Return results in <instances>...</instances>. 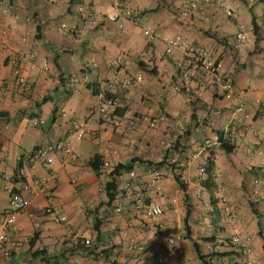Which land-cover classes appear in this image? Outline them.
<instances>
[{
    "label": "crops",
    "instance_id": "crops-1",
    "mask_svg": "<svg viewBox=\"0 0 264 264\" xmlns=\"http://www.w3.org/2000/svg\"><path fill=\"white\" fill-rule=\"evenodd\" d=\"M231 1L237 18L226 17L214 4L186 15L188 0H0V215L8 204L4 177L13 176L21 155L66 136L77 155L71 159L55 152L48 167L40 160L22 164V181L12 183L28 203L16 223L31 240L9 256L0 253V264H151L162 249L160 235L143 214L128 208L143 192L151 169L163 174L160 190L148 192L166 208L161 218L174 217L183 227L187 194L190 235L202 254L207 238L242 229L250 236L252 264H264V0ZM126 5L142 9L139 24L106 17ZM252 15L260 29L257 42ZM239 22L248 36L234 47ZM147 26L159 35L148 39ZM176 35L181 42L168 51L167 38ZM23 44L36 51L33 60L22 62L31 84L25 91L14 85L11 73L12 58ZM202 48H213L220 59L215 74L197 67L190 56L189 49ZM118 56L120 67L110 66ZM72 76L78 81L66 88ZM106 79L116 80L120 111L133 116L122 131H114L96 110L93 86L98 90ZM158 111L167 120L146 129ZM33 118L42 122L33 124ZM79 127L86 132L77 139ZM187 127L188 134L183 132ZM220 131L234 147L229 153L219 146ZM177 137L180 151H169L157 165L168 140ZM172 154L178 159L175 168L167 162ZM94 155L112 166L133 158L137 180L111 204L103 189L110 170H92L88 162ZM208 159L213 176L206 180L200 168ZM175 175L186 183L185 191ZM116 204L123 206L121 213L113 211ZM48 206L64 219L54 220L45 211ZM227 211L232 227L225 223ZM131 239L144 243L147 251L128 249ZM177 245L191 264H202L189 238L183 236ZM223 249L216 264H239L235 246ZM182 260L174 253L164 264Z\"/></svg>",
    "mask_w": 264,
    "mask_h": 264
},
{
    "label": "built area",
    "instance_id": "built-area-1",
    "mask_svg": "<svg viewBox=\"0 0 264 264\" xmlns=\"http://www.w3.org/2000/svg\"><path fill=\"white\" fill-rule=\"evenodd\" d=\"M209 4L216 5V7L220 9L226 17L237 18V12L231 0H188L184 14L190 15L193 11H197L200 14L205 10V6ZM106 17L111 21H119L120 24L124 21H130L131 23L137 25L142 19V9L126 5L113 14H106ZM65 27V24L62 23L61 28L64 29ZM143 32L150 40L159 35L158 32H155L148 26ZM247 36L248 30L241 22H239V28L234 33V47L241 45L246 40ZM180 39L179 35L167 38L168 47L166 49L170 51L172 47L178 46L181 42ZM22 40L25 41L24 38H22ZM23 45L24 49L22 48L20 52L16 53L12 58L11 73L13 75L14 85L20 87L22 91H25L31 89V84L22 73V62L25 60H33L36 57V51L34 49L26 50L25 44ZM189 50L193 61H200L202 65L201 67L204 71L215 74L220 68V59L215 55L216 52L213 48H202L199 51H195L193 49ZM121 63L122 57L118 56L110 61L109 65L114 68H118ZM43 65L47 68V62L45 59L43 60ZM77 81L78 78L73 76L69 77L65 81V87L71 88ZM115 85L116 80L112 79H106L101 82L96 93L98 98L96 110L100 119L106 122L114 131H122L126 125H131L134 121L133 116H126L125 113L120 114L118 112V110L123 106L114 91ZM227 96H229V94ZM166 120L167 116L164 112H155L148 118L146 129L155 128L158 123ZM41 122V119L33 118V124ZM85 132V128H77L75 131L76 138L80 139ZM55 152H59L71 159H75L77 157L76 152L72 147V140L70 136H66V138L62 140L47 143L43 146H35L29 152L21 155L18 158V161L24 165H28L40 160L44 166L48 167L52 161V154ZM176 159L177 158L174 156L170 158V161L175 162ZM22 164L16 167V172L13 176L6 175L4 177L7 184L4 185L2 189L7 191L8 204L4 212L0 215V253L3 256H9L12 250L21 247L23 244H27L31 240L30 236L23 233L21 228L16 223L17 214L22 211L28 203L25 195L15 188L12 183L14 178L18 181H22V171L24 169V165L22 166ZM101 167L103 169L111 170L113 166L109 160L104 159L102 160ZM200 170L204 171V168L201 167ZM115 178L117 179L118 191L120 193L128 192L131 190L132 184L137 180L135 168L130 167L120 169L115 175ZM162 179L163 174L160 170H149V179H147L143 184V192L136 195L128 202V208L134 214H143L145 220L151 221L155 230L160 235V244L162 249L154 254L153 262L151 264L167 263L174 253L183 258L181 264H191L187 258H184L183 249L177 245V242L182 239L184 234L181 223L171 216L161 218V216L165 214L166 208L162 203L153 201L149 197L148 192L160 190L162 186ZM43 188V185H41L40 189ZM170 202L172 204L177 203V198L171 197ZM45 211L51 214L56 221L64 219V216L55 214L53 208L50 206L45 208ZM113 211L115 213H121L123 211V206L121 204H116ZM145 220L140 222L142 226L146 224ZM131 242L132 243L127 246L128 249L136 250L139 253H145L147 251V246L144 243H139L134 239H131ZM82 243L89 244L90 240L84 239ZM224 245H233L238 249L240 259L237 263L252 264L250 236L248 233L236 231L228 239L219 238L211 241L207 245L208 253L215 254L221 251ZM206 259L210 262L213 261L212 257L209 255L206 256Z\"/></svg>",
    "mask_w": 264,
    "mask_h": 264
},
{
    "label": "trees",
    "instance_id": "trees-1",
    "mask_svg": "<svg viewBox=\"0 0 264 264\" xmlns=\"http://www.w3.org/2000/svg\"><path fill=\"white\" fill-rule=\"evenodd\" d=\"M244 1V3H248L247 0H242ZM255 3V2H254ZM251 31H252V34L255 36V41L257 42L258 40V36L260 34V29H259V25L255 19V16L252 15L251 17ZM211 36L214 38H216L218 41L220 42H223L224 40L220 37H217L215 36V34H211ZM93 93L96 94L97 93V88L95 86H93ZM124 108L122 107L121 111L123 110ZM120 111V109L118 110V112L120 114H122V112ZM194 116L193 114L191 115V119H193ZM184 133L188 134L189 133V129H184L183 131ZM217 141L219 143V146L220 148L226 152V153H229L233 150V145L230 144V141L227 137H224L223 136V132L220 131V132H217ZM181 144L178 140V137L169 145L167 146V148L165 149V152H164V155H163V159L160 160L159 162H157L156 164L157 165H162L164 160L166 159L167 157V153L169 151H180V147ZM132 162H133V158L132 160H130L129 162L127 163H116L113 165L112 169L109 171V175H110V179L107 180L104 184V193H105V196H106V203L107 204H111V202H113L116 198V195L118 194V184H117V179L115 178V175L117 174V172L120 170V169H123V168H130L132 167ZM89 166L91 167L92 170L94 171H98L100 166H101V163L102 161L100 160V156L99 155H94L90 160H89ZM148 163H150L148 161ZM169 163H172V167L175 168V163L176 162H170ZM204 168V174L207 175L206 176V180H209L210 178H212V169H213V163L210 159L207 160V162L205 163L204 166H202ZM175 181L176 183L180 186V188L182 190L185 191L186 189V183L184 182L183 179H181L178 175H175ZM209 184V183H208ZM183 199H184V202L186 204V211H185V215L183 217V228H184V231H185V234H184V237L186 238H189L191 241H192V244L195 248V252L197 254V256L199 257V259L201 260L202 264H211L209 260L206 259V256L204 254L201 253V250H200V247H199V244L196 240H193L191 238V231H190V225H189V217H190V208H189V203H188V196L186 193H184V196H183ZM250 205L253 207V203H250ZM255 211V210H253ZM256 213V212H255ZM206 239V238H204ZM213 238H207V240H211ZM263 248H264V241H263Z\"/></svg>",
    "mask_w": 264,
    "mask_h": 264
},
{
    "label": "rangeland",
    "instance_id": "rangeland-1",
    "mask_svg": "<svg viewBox=\"0 0 264 264\" xmlns=\"http://www.w3.org/2000/svg\"><path fill=\"white\" fill-rule=\"evenodd\" d=\"M247 2L248 3H254V2H258V0H247ZM195 64H196V66L197 67H199V68H201L202 69V65H201V62L200 61H195ZM239 64V63H238ZM203 70V69H202ZM206 72V71H205ZM187 129H189V127H187ZM183 131H184V129H183ZM173 141H171L170 142V140H168V143L169 144H171ZM166 144V143H165ZM175 155L174 154H172L170 157H169V161H170V158L171 157H174ZM176 158H177V156H175ZM169 161H167V162H169ZM171 162V161H170ZM175 162H178V159H176V161ZM202 173H204V171H201ZM224 206H226V205H224ZM228 210V209H227ZM226 211V210H225ZM232 219L230 218V211H227L226 213H225V223L226 224H228V223H230V221H231ZM229 225V224H228ZM230 227H232V224L230 223ZM183 231H184V229H183ZM236 231H243V232H246V231H244V230H242V229H234V231H233V233L234 232H236ZM233 233H231V234H225V235H218L217 237L216 236H214V237H212L213 239H211V240H205L206 242H205V256H211L212 257V259H213V261L212 262H210L211 264H216V259H217V257H218V255L220 254V253H222L223 252V247H222V249H221V251H219V252H217V253H215V254H209L208 253V248H207V245L209 244V242H211V241H214V240H216V239H219V238H222V239H228ZM247 233V232H246ZM184 234H185V231H184ZM184 234H183V236H184ZM187 260H189L190 261V259L189 258H187Z\"/></svg>",
    "mask_w": 264,
    "mask_h": 264
}]
</instances>
